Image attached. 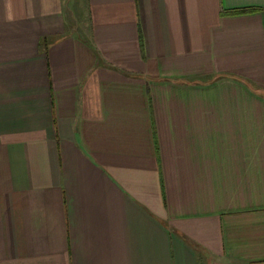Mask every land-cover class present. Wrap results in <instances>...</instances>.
I'll return each mask as SVG.
<instances>
[{"label": "crops", "instance_id": "crops-1", "mask_svg": "<svg viewBox=\"0 0 264 264\" xmlns=\"http://www.w3.org/2000/svg\"><path fill=\"white\" fill-rule=\"evenodd\" d=\"M0 264H264V0H0Z\"/></svg>", "mask_w": 264, "mask_h": 264}]
</instances>
